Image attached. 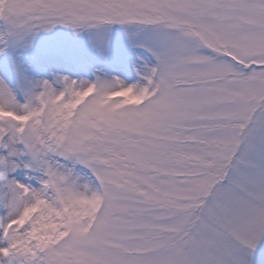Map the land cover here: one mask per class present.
Returning a JSON list of instances; mask_svg holds the SVG:
<instances>
[{
    "label": "snow or ice",
    "instance_id": "6c2138e0",
    "mask_svg": "<svg viewBox=\"0 0 264 264\" xmlns=\"http://www.w3.org/2000/svg\"><path fill=\"white\" fill-rule=\"evenodd\" d=\"M0 264H264V0H0Z\"/></svg>",
    "mask_w": 264,
    "mask_h": 264
}]
</instances>
